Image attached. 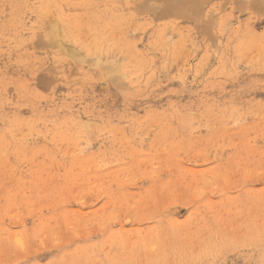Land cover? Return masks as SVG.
Instances as JSON below:
<instances>
[{"label": "rangeland", "instance_id": "rangeland-1", "mask_svg": "<svg viewBox=\"0 0 264 264\" xmlns=\"http://www.w3.org/2000/svg\"><path fill=\"white\" fill-rule=\"evenodd\" d=\"M0 264H264V0H0Z\"/></svg>", "mask_w": 264, "mask_h": 264}, {"label": "bare ground", "instance_id": "bare-ground-1", "mask_svg": "<svg viewBox=\"0 0 264 264\" xmlns=\"http://www.w3.org/2000/svg\"><path fill=\"white\" fill-rule=\"evenodd\" d=\"M171 1H173V0H171ZM176 5V4H175ZM181 7V6H180ZM170 11V10H169ZM179 12V11H178Z\"/></svg>", "mask_w": 264, "mask_h": 264}]
</instances>
